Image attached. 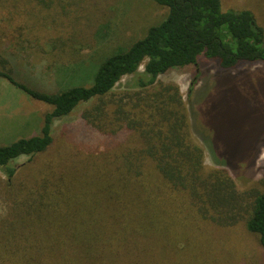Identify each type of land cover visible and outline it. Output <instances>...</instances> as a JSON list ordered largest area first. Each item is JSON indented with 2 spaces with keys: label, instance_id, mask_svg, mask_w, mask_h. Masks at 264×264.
<instances>
[{
  "label": "trees",
  "instance_id": "obj_1",
  "mask_svg": "<svg viewBox=\"0 0 264 264\" xmlns=\"http://www.w3.org/2000/svg\"><path fill=\"white\" fill-rule=\"evenodd\" d=\"M153 1L167 9L164 17L101 57L89 85H70L85 66L72 62L58 70L66 87L34 89L0 56V77L50 105L37 132L0 145V264H202L198 225L210 222L243 221L264 248V189L248 201L233 177L243 155L215 154L199 137L214 160L206 166L178 86L159 80L199 56L222 71L264 63V30L251 11H224L221 0ZM8 35L0 27V37ZM126 75L128 89L117 98ZM84 102L81 117L106 136L104 149L40 158L54 146V122ZM22 156L27 161L16 164Z\"/></svg>",
  "mask_w": 264,
  "mask_h": 264
},
{
  "label": "rangeland",
  "instance_id": "obj_2",
  "mask_svg": "<svg viewBox=\"0 0 264 264\" xmlns=\"http://www.w3.org/2000/svg\"><path fill=\"white\" fill-rule=\"evenodd\" d=\"M10 2L0 3V27L9 32L0 37V56L7 59L6 67L17 80L52 91L66 87L67 75L58 70L72 62L85 66L75 68L70 85H89L93 65L101 57L140 38L167 11L153 0H53L45 8L36 0H19L16 6ZM220 3L224 11L248 9L264 30V0ZM131 77L123 76L117 82L113 90L117 98L126 92ZM159 80L178 86L189 109L192 135L204 148L206 166H214V160L199 137L207 139L215 154H233L237 161L243 155L233 177L237 190L252 201L264 189V63L243 62L222 71L216 61L199 56L196 64L172 70ZM190 86L193 92L188 97ZM89 104L81 103L54 122V146L40 158L104 149L106 136L81 117ZM49 108L0 77V145L37 132L41 115ZM27 159L19 157L16 164ZM217 226L211 222L198 225L197 232L205 241L202 264H264V248L243 221Z\"/></svg>",
  "mask_w": 264,
  "mask_h": 264
}]
</instances>
